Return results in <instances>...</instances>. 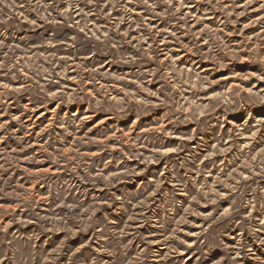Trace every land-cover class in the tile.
Returning a JSON list of instances; mask_svg holds the SVG:
<instances>
[{"label":"rangeland","instance_id":"rangeland-1","mask_svg":"<svg viewBox=\"0 0 264 264\" xmlns=\"http://www.w3.org/2000/svg\"><path fill=\"white\" fill-rule=\"evenodd\" d=\"M0 264H264V0H0Z\"/></svg>","mask_w":264,"mask_h":264}]
</instances>
